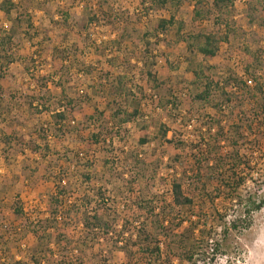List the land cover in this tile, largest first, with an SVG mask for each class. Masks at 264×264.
Segmentation results:
<instances>
[{"label":"rangeland","instance_id":"374dc122","mask_svg":"<svg viewBox=\"0 0 264 264\" xmlns=\"http://www.w3.org/2000/svg\"><path fill=\"white\" fill-rule=\"evenodd\" d=\"M13 1L34 28L27 32L23 26L12 46L0 54V264L20 260L32 264L36 239L26 235L24 222L48 219L47 206L56 195L61 196L62 213L66 211L68 216L59 222L63 246H55L52 240L51 247L59 259L68 251L71 264H149L132 241L130 255L121 252L117 242L124 243L132 234L136 239L138 227L151 229L152 222L165 217L170 231L181 233L190 226L188 218L202 209L209 227L215 226L216 216L198 198L193 210L171 211L169 205L172 182L187 173L185 187L190 188L195 148L202 140L214 144L219 131L222 138L218 145L223 153L231 150L228 139L244 142L242 155L255 169L248 187L256 188L254 181L264 175L261 96L254 90L255 82L242 91L225 83L230 73L246 82L254 80L252 72H247L253 67L264 93V0H236L229 16L221 20L216 14L204 23L193 21L195 10L208 11L213 0H185L176 12V19L185 24V34L207 31L222 37L226 27L235 31L229 34L228 42L220 44L214 59L190 54L174 31L156 39L159 21L168 19L170 13L149 12L139 0ZM18 12L8 19L0 13L4 34L10 31ZM143 34L151 38L150 56L145 54ZM4 55L15 62L7 66ZM152 64L162 81L160 88L146 75ZM199 67L220 89L238 93L233 104L219 112L193 101L197 94L194 72ZM118 76L126 78L140 103L137 120L123 127L112 123V111L117 105L129 112L132 108L121 96L113 103L115 99L108 94L109 85ZM42 77L48 79L52 100H48L49 112L39 114L37 102L30 107L29 100L41 97L37 80ZM62 90L84 113L73 125L62 124L63 131H59L51 113L66 105L67 99L60 97ZM214 95L217 99L218 93ZM96 113H104V120L89 121L87 117ZM143 126L150 138L146 145L140 144ZM162 127L168 130L166 141L172 144L160 139ZM92 135H101L98 145L92 143ZM4 137L12 138L10 148L5 147ZM35 147H39L38 153ZM136 161L146 163L140 177L133 166ZM130 182L135 183L131 186ZM100 191L99 200L107 199L108 214L117 223L112 235L93 241L83 235V215L78 206L87 203L86 197L93 201ZM146 202L155 209L149 221L140 208ZM97 206L93 203L88 212ZM18 207L25 220L16 216ZM216 209L223 214L227 208L218 203ZM183 220V226L176 229ZM123 229L130 232L120 238ZM223 251L216 264H264V209L254 215L248 231L230 233ZM162 255L165 258V246Z\"/></svg>","mask_w":264,"mask_h":264},{"label":"trees","instance_id":"16d2710c","mask_svg":"<svg viewBox=\"0 0 264 264\" xmlns=\"http://www.w3.org/2000/svg\"><path fill=\"white\" fill-rule=\"evenodd\" d=\"M236 0H213L211 8L208 11L195 10L194 22H207L213 15L223 20L225 16H229L232 11L233 5ZM142 7L151 11H167L170 13L168 19H162L159 21L156 28V39H162L166 37L170 32L174 31L176 38L186 45L187 51L190 54H198L206 59H214L220 52V44L222 42H228L229 34H234L226 27L225 35L218 37L217 34L207 31H201L192 34H185V24L176 19V12L184 5L185 0H139ZM19 7L13 0H3L0 4V13H2L7 19L12 16L14 12H18ZM251 10H254L251 8ZM223 22V21H222ZM2 21L0 19V54H5L6 49L11 47L15 38L18 35L19 30L25 26L27 32L32 31L34 25L28 16H24L22 12H18L16 18L12 23V27L9 32L3 33ZM223 24V23H222ZM225 26V25H223ZM227 26V24H226ZM143 44L145 46V54L150 56L152 53V42L150 36L143 34ZM7 59V66L12 65L15 60L9 56L4 55ZM54 68L56 71L59 65L55 62ZM155 64L147 71L146 75L148 79L155 84L157 88L162 86L160 81L153 71ZM250 68V67H248ZM247 72H252L251 76L254 80H250V83L255 82V91L261 97L260 109L264 115V93L262 92V86L258 83L255 72L257 71L253 67ZM195 81L193 85L196 87L197 94L193 97V101L197 104H201L204 107H211L215 111L221 112L229 104H233V96L226 92V88H219V85L211 81L209 77L204 74V70L199 67L198 71L194 72ZM48 79L42 77L37 80V85L40 88L39 98L32 97L29 100L30 107L33 106V102H37V112L39 114L49 112V101L52 100L51 93L48 88ZM248 83L245 80L239 79L236 74L230 73L226 80V87H234L236 90H248ZM61 88V87H60ZM1 89V87H0ZM201 90V91H200ZM218 93V98L215 99V95ZM108 94L116 101L121 96L124 104H128L132 111L129 112L121 105H117L112 111L111 121L114 125L123 127L124 125L135 122L139 116L140 103L135 99L132 89L129 87L125 77L118 76L115 82L111 83L108 88ZM61 98H65V91H61ZM54 98V97H53ZM236 99V98H235ZM84 109L77 104V101L73 99H67L66 105L55 113H51L54 126L59 131H63L62 124L71 126L75 123L77 116L82 115ZM89 121H103L104 113H96L90 117H87ZM109 123V121H108ZM238 129V128H237ZM147 127L143 126L141 129V145H146L150 142V138L147 133ZM220 132V131H219ZM214 135V144H211L207 140H202L194 153L195 162L192 167V177L188 181V190L184 178L187 173L184 174L183 179H177L172 182V201L169 205L171 211L174 209H187L193 210L196 203V198L200 203L203 202V206H209L212 214L216 216L213 224L219 228V233L215 231L216 227H209L208 216L202 209L198 210L195 215L188 218L190 226L184 229L181 233H174L170 231V227L167 226L165 217L161 221L152 222L151 229L144 225L138 227L134 239L132 234L129 240L117 242V245L121 244L119 250L126 255L129 254V242H133V246L137 247L139 252L148 258L149 264H174L175 261L184 264H216L218 256L223 255V245L226 242L227 237L231 232L241 233L248 231L253 225V217L255 214L261 212L264 209V175L260 176L259 184L255 182L256 188L252 189L248 187V183L251 181L252 172L255 170L250 165V161L245 159L240 149L241 141L228 139V146L231 148L227 153H223V148L218 145L222 136L220 133ZM238 133V132H237ZM160 139L172 144L171 141H166L168 130L165 127L159 130ZM101 135H92L91 140L95 145L99 144V138ZM235 138V137H234ZM6 148H10L12 144V138H2ZM181 147V145H179ZM35 153L39 152V147H35ZM38 150V151H37ZM136 176L140 177L147 167L146 163L141 161L133 162ZM135 182H130L131 186ZM257 183V184H256ZM63 184V182H62ZM192 188V189H191ZM133 190V188H131ZM100 193L97 192L93 197V201L90 197H86V204L83 203L79 207L78 211L83 215V235L92 239L93 241L97 237L102 239L108 238L115 232V225L117 219H112L106 209L105 197L100 198ZM61 196H52L47 206L48 219H41L34 222H26L24 218L23 210L18 207L15 209V214L20 220H25L23 227L25 228L26 235L31 234L36 239V244L32 249L30 261L32 264H71L69 260V252H63V258L59 259L58 254H54L52 249V242L55 246H63V239L60 234V223L64 220L68 213L64 211L62 213L61 204L59 199ZM95 198H97L95 200ZM98 204L92 212L89 213L87 208ZM100 203V204H99ZM225 206L223 214L219 212L217 204ZM85 206V208H84ZM142 212L145 213V219L151 220L154 218L155 209L151 206V203H143L140 205ZM174 208V209H173ZM215 208V209H214ZM209 222V221H208ZM138 223V222H136ZM184 220L181 221L176 229L183 226ZM186 223V222H185ZM136 230V229H135ZM155 230V233H152ZM55 231L56 234H55ZM53 232V233H52ZM130 232L128 229H123L121 236H125ZM92 236V238H91ZM220 236L221 239H217ZM53 240V241H52ZM122 240V239H120ZM133 240H136L133 241ZM163 240V241H160ZM52 241V242H51ZM165 246L166 256L163 257V248ZM74 252V251H72ZM60 255V254H59ZM64 257L65 260H64ZM10 264H26L24 261H15Z\"/></svg>","mask_w":264,"mask_h":264},{"label":"built area","instance_id":"2783aa9c","mask_svg":"<svg viewBox=\"0 0 264 264\" xmlns=\"http://www.w3.org/2000/svg\"><path fill=\"white\" fill-rule=\"evenodd\" d=\"M7 28V27H6ZM248 85H251L250 81H247Z\"/></svg>","mask_w":264,"mask_h":264}]
</instances>
